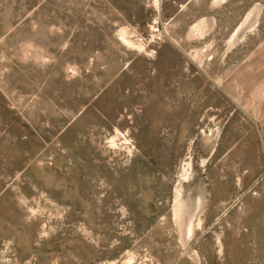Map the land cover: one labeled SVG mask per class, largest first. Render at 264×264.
Returning a JSON list of instances; mask_svg holds the SVG:
<instances>
[{
    "label": "rangeland",
    "instance_id": "1",
    "mask_svg": "<svg viewBox=\"0 0 264 264\" xmlns=\"http://www.w3.org/2000/svg\"><path fill=\"white\" fill-rule=\"evenodd\" d=\"M8 126L0 264H264V0H0Z\"/></svg>",
    "mask_w": 264,
    "mask_h": 264
},
{
    "label": "bare ground",
    "instance_id": "2",
    "mask_svg": "<svg viewBox=\"0 0 264 264\" xmlns=\"http://www.w3.org/2000/svg\"><path fill=\"white\" fill-rule=\"evenodd\" d=\"M13 127L16 129L15 132L12 130V129H14ZM18 132L19 131H18V129L15 126H8L7 130H5V133L4 134H2V133L0 134V144H1V146L6 148V149H12L13 151L16 150L17 152H19V151L21 152V150H22L21 146H25L26 143H28V142L27 141H24V142L20 141L18 139L19 137H17V135H16V133L19 134ZM14 136H16V137H14ZM12 138H14V139H12ZM18 141H20L19 145H17ZM22 155H24V154H22ZM17 156H18V154H17ZM20 157L17 158V161L19 160ZM13 160L11 161V164H10V166H11L10 168L11 169H14L16 167V165H17L16 163L13 162ZM7 162H10V160L8 159ZM25 186L26 185H24L21 189L26 195H28V193H27L28 190H27V188Z\"/></svg>",
    "mask_w": 264,
    "mask_h": 264
},
{
    "label": "crops",
    "instance_id": "3",
    "mask_svg": "<svg viewBox=\"0 0 264 264\" xmlns=\"http://www.w3.org/2000/svg\"><path fill=\"white\" fill-rule=\"evenodd\" d=\"M219 2H222V1H219ZM223 3V2H222Z\"/></svg>",
    "mask_w": 264,
    "mask_h": 264
}]
</instances>
